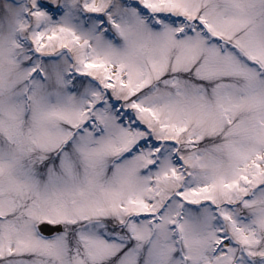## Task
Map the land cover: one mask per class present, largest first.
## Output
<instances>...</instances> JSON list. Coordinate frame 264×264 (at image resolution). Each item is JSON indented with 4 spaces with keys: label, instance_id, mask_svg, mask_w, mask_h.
Masks as SVG:
<instances>
[{
    "label": "snow or ice",
    "instance_id": "snow-or-ice-1",
    "mask_svg": "<svg viewBox=\"0 0 264 264\" xmlns=\"http://www.w3.org/2000/svg\"><path fill=\"white\" fill-rule=\"evenodd\" d=\"M0 264H264V0H0Z\"/></svg>",
    "mask_w": 264,
    "mask_h": 264
}]
</instances>
